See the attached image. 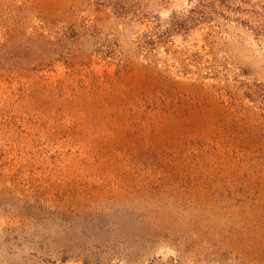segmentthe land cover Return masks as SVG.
Listing matches in <instances>:
<instances>
[{
    "label": "rangeland",
    "instance_id": "374dc122",
    "mask_svg": "<svg viewBox=\"0 0 264 264\" xmlns=\"http://www.w3.org/2000/svg\"><path fill=\"white\" fill-rule=\"evenodd\" d=\"M0 264H264V0H0Z\"/></svg>",
    "mask_w": 264,
    "mask_h": 264
}]
</instances>
